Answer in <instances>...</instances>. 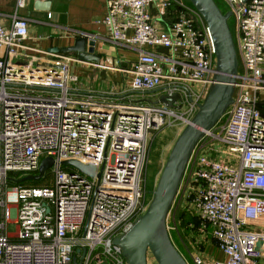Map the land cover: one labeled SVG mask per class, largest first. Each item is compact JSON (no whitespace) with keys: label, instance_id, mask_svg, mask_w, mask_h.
<instances>
[{"label":"built area","instance_id":"2783aa9c","mask_svg":"<svg viewBox=\"0 0 264 264\" xmlns=\"http://www.w3.org/2000/svg\"><path fill=\"white\" fill-rule=\"evenodd\" d=\"M151 1L107 0L102 22L109 41L139 46L128 67L131 90L164 84L172 104L72 90L78 75L66 55L42 50L53 56L45 59L22 52L31 48L24 43L27 19L14 13L9 25L0 21V264H127L113 239L151 198L144 184L151 135L189 122L215 71L212 36L198 10L188 0H160L161 10L173 7L176 13L160 29L148 12ZM222 1L234 18L240 60L233 102L195 143L167 227L176 229L178 208L196 215L195 227L189 223L196 233L193 249L179 234L189 249L188 264H261L264 0ZM142 44H161L170 54ZM48 156L50 181L7 183L9 173L31 174ZM64 159L91 165L94 172ZM10 222L13 231L7 230Z\"/></svg>","mask_w":264,"mask_h":264},{"label":"water","instance_id":"95a60500","mask_svg":"<svg viewBox=\"0 0 264 264\" xmlns=\"http://www.w3.org/2000/svg\"><path fill=\"white\" fill-rule=\"evenodd\" d=\"M190 2L202 15L210 30L215 54V71L202 102L174 139L145 210L136 217L127 230L113 239L120 246L127 264H148V253L152 254L158 264H188L168 232V212L195 143L233 102L239 60L234 36L228 24L230 11H223L216 0ZM36 4L47 9L49 2L37 1ZM94 48V39L87 40L84 35H77L71 44L50 46L47 50L57 53L74 51L77 59L99 61V55L94 53ZM263 97L264 94H260V99ZM171 99L167 97L168 101ZM62 162L89 174L94 172L91 165L76 159H64ZM51 163L50 156L43 158L38 167V174L26 175L24 178L41 176ZM96 264L108 263L103 261Z\"/></svg>","mask_w":264,"mask_h":264},{"label":"crops","instance_id":"0c3cea01","mask_svg":"<svg viewBox=\"0 0 264 264\" xmlns=\"http://www.w3.org/2000/svg\"><path fill=\"white\" fill-rule=\"evenodd\" d=\"M37 1L49 2L47 9L37 5ZM106 2L107 0H25L23 5L17 6L16 0H0V21L9 25L14 13L25 17L28 30L24 43L31 48L21 51L45 59L53 58L42 51L50 46L69 45L77 35H84L87 40L94 39V53L99 55V61L77 59L74 51L63 53L67 56L69 70L78 75V80L71 83L72 90L82 93L92 91L98 96H108L112 92L126 97L133 96L140 103L172 104L173 98L168 101V96L164 93V84L152 90H131V72L128 67L137 57L136 48L139 46L114 44L106 39L107 28L102 22ZM148 12L160 29L168 28L176 14L173 7L161 10L160 0H152L148 4ZM141 47L158 55L170 54V49L161 44H142ZM153 138L156 139V136L153 135L150 142Z\"/></svg>","mask_w":264,"mask_h":264},{"label":"rangeland","instance_id":"374dc122","mask_svg":"<svg viewBox=\"0 0 264 264\" xmlns=\"http://www.w3.org/2000/svg\"><path fill=\"white\" fill-rule=\"evenodd\" d=\"M217 1L220 3L223 11H226L227 9L225 8L223 1L222 0H217ZM228 24L235 38V43H236L235 22L231 14L228 17ZM239 64H240V60H239ZM239 64H238V68H239ZM181 128L182 127H176V126L171 127L170 129L169 127H162L157 132L151 135V136L153 135L156 136L157 141L155 139V142L152 143L154 146V149L153 147L152 149H150L151 146L149 147L150 155L148 157L145 174H144V181H145L144 184H145V188H147L148 191H152V189L154 188V185L159 177L163 163L168 155V152L172 146L174 139L176 138ZM48 171H50V168H46L44 170V174H46ZM21 175H24V173H21ZM97 176L100 177V172L97 173ZM151 195H152L151 192H147V199H149ZM171 222H172V217L171 215H169V217L167 218V223H169L170 225ZM14 229H15V225L12 222L8 223L7 230L13 231ZM181 232H182V236H181L182 241L185 242L190 248L191 247L190 243L194 244L193 241H194L196 233L195 234H193L192 232L190 233V230L188 231L183 230ZM169 234H170L172 241L177 245L178 249L182 252L186 260L190 261L189 249L186 248V246H184V244H182V242L179 240L178 234H174L173 232L172 234L171 233ZM74 261L77 262L76 256L74 257ZM260 262L261 264H264V259H260ZM148 264H158L156 260L154 259V257L152 256V254L150 253H148Z\"/></svg>","mask_w":264,"mask_h":264},{"label":"trees","instance_id":"16d2710c","mask_svg":"<svg viewBox=\"0 0 264 264\" xmlns=\"http://www.w3.org/2000/svg\"><path fill=\"white\" fill-rule=\"evenodd\" d=\"M188 2L191 4L190 0H188ZM216 2L218 3L220 8L222 9L220 3L217 0H216ZM156 141H157V139H156ZM154 142H155V138H153V140L149 144V147L151 146L150 149H152V147L154 149V146L152 144ZM148 155H150V150H149ZM31 174H33V175L38 174V170L34 171ZM31 174H27V175H31ZM20 175L14 173V172L9 173L7 183L9 185H14L16 183L40 184V183H45V182L50 181L49 171L46 174H44V172H43V174L37 178H24L26 175H21V176ZM175 222H176V229L169 230V233L172 234V232H173L174 234H178V237L180 238L179 234L182 236L181 231H183V230L188 231L189 229H191V227L189 226V223H191V222H193V227H195V225L197 223V219H196V215L192 211L183 207V208L176 209Z\"/></svg>","mask_w":264,"mask_h":264}]
</instances>
